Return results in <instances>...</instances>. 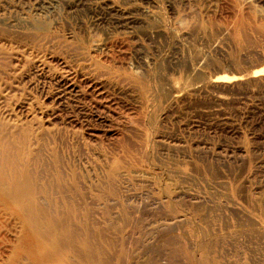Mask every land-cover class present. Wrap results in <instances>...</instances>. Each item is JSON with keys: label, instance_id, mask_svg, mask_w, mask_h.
I'll return each mask as SVG.
<instances>
[{"label": "rangeland", "instance_id": "374dc122", "mask_svg": "<svg viewBox=\"0 0 264 264\" xmlns=\"http://www.w3.org/2000/svg\"><path fill=\"white\" fill-rule=\"evenodd\" d=\"M263 62L264 0H0L12 259L264 264Z\"/></svg>", "mask_w": 264, "mask_h": 264}, {"label": "bare ground", "instance_id": "6f19581e", "mask_svg": "<svg viewBox=\"0 0 264 264\" xmlns=\"http://www.w3.org/2000/svg\"><path fill=\"white\" fill-rule=\"evenodd\" d=\"M189 52L190 51H188V53ZM199 75H201V74H199ZM260 75H264V67L262 69L256 71L252 77L255 78V77L260 76ZM190 78H192V77H190ZM229 80L234 81V82H237V81L240 82L242 79H241V77H236V76H233L230 78L227 76H223V77H214L211 81H212V83L217 84L219 82H228ZM180 94H182V93H180ZM173 95L174 94H172V96ZM175 96L180 97L179 94H175L174 97ZM96 106H97V108L100 107L99 105H96ZM4 152L5 151L0 150V185H5L8 187L15 186L16 180L14 179V177L16 176V170H17V168H19V172L21 173L22 168L20 167L19 163L16 160H14L10 156H7L8 154L6 155V153H4ZM25 200H27V198H25ZM18 202H19V199H18ZM36 209H37V207H23L21 210L17 211L16 208L13 207V205H12V201H11L9 194H6L5 192H0V264H17L18 259H16V258L12 259V252L19 249L18 244L19 243L23 244L24 238H19L17 236V232L13 230V223H17V221L22 220L23 214L20 212H23L25 214V220H27L26 216H29L34 220L33 216L36 214L35 213ZM15 236H17V237L14 239ZM21 236H27L30 238V234L28 232L27 233L23 232L21 234ZM33 241L35 243L34 250H31L30 254L28 255V259L31 260L30 262L32 264H66L67 263V261L64 260L65 258L60 257L57 252L46 250L41 241H39V240H33Z\"/></svg>", "mask_w": 264, "mask_h": 264}]
</instances>
